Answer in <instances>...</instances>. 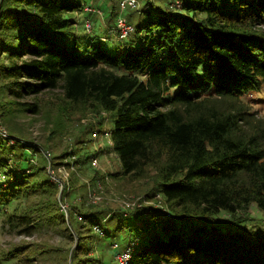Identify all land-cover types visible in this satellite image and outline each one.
<instances>
[{
    "label": "trees",
    "instance_id": "1",
    "mask_svg": "<svg viewBox=\"0 0 264 264\" xmlns=\"http://www.w3.org/2000/svg\"><path fill=\"white\" fill-rule=\"evenodd\" d=\"M84 1L0 0V81L8 98L58 91L64 112L93 115V123H79L75 146H86L85 135L93 131L107 135L119 161L118 171L107 176L153 178L144 198L160 194L169 211L70 202L71 228L65 229L79 239L73 263L114 264L108 246L118 241L119 250H129L128 264H264V234L235 226L245 223L238 214L252 206L264 213V123L250 111L264 94V0H180V7L152 2L135 20L127 15L126 22H136L122 56L111 55L96 37L77 41L92 33L91 24L78 35L70 19ZM110 2L111 29L116 1ZM20 106L33 115L41 110L37 100ZM107 123L112 127L102 131ZM8 131L29 141L10 126ZM4 141L0 207L26 193L27 179L35 175L24 159L30 145ZM49 179L46 188L56 192ZM99 180L105 185L94 170L89 181ZM85 187L69 182L62 202ZM76 214L86 220V230H75ZM5 223L29 233L34 218L10 213ZM94 225L103 235L91 233ZM94 240L109 243L90 256Z\"/></svg>",
    "mask_w": 264,
    "mask_h": 264
},
{
    "label": "rangeland",
    "instance_id": "2",
    "mask_svg": "<svg viewBox=\"0 0 264 264\" xmlns=\"http://www.w3.org/2000/svg\"><path fill=\"white\" fill-rule=\"evenodd\" d=\"M115 1L114 14L116 18L114 23L110 24L111 29L106 25L110 14V0H85L80 11L70 14V19L77 24L73 28L78 35L84 30L86 20H88L90 26L93 25L92 33L88 37L80 35L77 38L78 42L86 43L88 39L96 37L95 41L107 49L111 55L122 56L127 38L121 40L113 34L117 19L122 17L127 21L128 14L133 19L137 18L139 11L149 9L151 3L155 2L157 4L158 0H136L137 6L135 8L132 7L130 10L122 12L119 10V3L122 0ZM170 3L179 7L181 5L180 0H170ZM87 9H93L94 11L88 12ZM172 10L175 13L181 12L179 8ZM134 20L127 22L128 24L131 23L133 30L136 22ZM109 29L110 34L107 33ZM56 94H59V92L46 91L37 96L16 100L8 98L3 88V82L0 81V138H3L8 144L20 141L23 144L30 145L27 146L29 148L25 151L26 156L24 159H27L28 163L30 162L34 166L32 173H35L27 179L26 186H28V189L27 191L25 189L26 193L20 194L14 200L2 204L0 207V264H74L72 254L79 243V239L75 232L72 233V237H69L65 229V226L71 228L67 220V209L70 202L76 205L83 203L84 206L88 204L103 205L109 209L126 211H132L138 207H142L143 210L161 208L164 212L169 211L160 194H156L153 199L144 198V192L152 187L153 178L128 181L112 180L107 176L108 173H115L119 169L117 156L108 147L110 140L107 135L103 133L95 135L93 133L95 131H93L91 134H86L85 138L83 135V138L87 139L86 146H75V138L80 136L82 129L79 123H82V126H87L89 123L94 122V116L87 113L83 116L78 112H64L62 102L55 98ZM260 97L263 98V101L252 104L250 111L256 113L255 122L260 120L264 123V94ZM255 98L257 97L255 96ZM35 100L41 104V110L38 114L33 115L21 111L20 105ZM61 112H64L62 125L60 122ZM107 121L108 118H106ZM107 124L103 126L102 131H107L112 127L110 123ZM8 126L15 130L17 137L29 141H22L14 137L9 133ZM32 147H37V151L30 149ZM43 148L48 152H44ZM60 154L65 155L62 156L63 159L59 157L53 159ZM76 158L79 159L78 165L74 163ZM93 158L97 160L96 167L92 164ZM53 160H55L54 163L57 162L55 169L51 168ZM94 170L98 171L100 176H104L105 185L100 180L95 184L89 181L94 174ZM26 173H28L27 170ZM150 174L153 175V172ZM46 177L48 179L50 177V184L52 182L56 183L58 188L56 192L49 191L46 188L43 182ZM63 181L65 182L64 186L69 182L72 185L77 184V186L79 183H84L86 186L85 191L83 189L82 192L78 191L76 194H70L67 202L63 203L61 200L63 189L60 188V182ZM93 193L102 200L98 203L89 202L92 201L90 194ZM53 198L54 201L52 202ZM58 207L66 216L65 224L57 219V216L61 214ZM10 213L31 215L34 218V226L30 229V232H23L21 228L12 229L7 225L5 218ZM168 215L170 216V214H166V216ZM238 216L246 221L242 224L243 226L236 223L235 226L243 227L246 230L252 229L264 234L263 212L252 206L248 214L240 212ZM76 218L75 230H86L81 228V225H85V228L88 227L86 220L79 214H76ZM132 222V219H128V223L131 224ZM91 233L95 234L96 232L92 229ZM98 235H103V233L101 232ZM143 238H140V242ZM117 242H111L108 246L110 252L115 253L113 256L114 264H119L120 254L127 251L119 250L120 242ZM108 243V240H104V243L101 244L103 246H101L97 245L96 240H94L92 248L87 253L90 256L98 255L105 250V245L107 246ZM15 249L19 252L18 255L14 254ZM80 258H83V256Z\"/></svg>",
    "mask_w": 264,
    "mask_h": 264
},
{
    "label": "built area",
    "instance_id": "3",
    "mask_svg": "<svg viewBox=\"0 0 264 264\" xmlns=\"http://www.w3.org/2000/svg\"><path fill=\"white\" fill-rule=\"evenodd\" d=\"M172 5L174 7H179V6H176L175 4H172ZM136 6H137L136 0H122L119 3V7H120L119 9L121 11H123L125 9H130L132 7L135 8ZM87 10H89L88 12L94 11L93 9H87ZM87 21L88 20H86V22H85V28L88 31H90L91 26H90V24ZM132 30H133L132 26L130 24H128L122 17H119L117 19V21H116V27H115V32H116V34H117V36H118L119 39H121V40L122 39H125L127 37V35L132 32ZM110 145H111V142H110ZM92 164H93L94 167L97 166V160L95 158L92 159ZM64 184H65L64 181L63 182H60V188H61V190L63 189ZM90 195H91V200L92 201H89V202L98 203L99 201L102 200V199H99V196L98 195H95V193L90 194ZM138 208H140V207H138ZM92 229L97 234L101 233L100 228L98 226H96V225L92 226ZM129 259H130V253H129V250H127L126 252L120 254L119 259H118L119 260V264H128Z\"/></svg>",
    "mask_w": 264,
    "mask_h": 264
}]
</instances>
